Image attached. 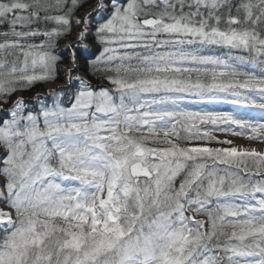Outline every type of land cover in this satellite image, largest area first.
Returning a JSON list of instances; mask_svg holds the SVG:
<instances>
[{
  "label": "snow or ice",
  "instance_id": "6c2138e0",
  "mask_svg": "<svg viewBox=\"0 0 264 264\" xmlns=\"http://www.w3.org/2000/svg\"><path fill=\"white\" fill-rule=\"evenodd\" d=\"M234 138L264 145V0H0V264H264Z\"/></svg>",
  "mask_w": 264,
  "mask_h": 264
},
{
  "label": "rangeland",
  "instance_id": "374dc122",
  "mask_svg": "<svg viewBox=\"0 0 264 264\" xmlns=\"http://www.w3.org/2000/svg\"><path fill=\"white\" fill-rule=\"evenodd\" d=\"M59 83H56L55 85H58ZM55 86L52 84H45L44 87L45 88H50L48 86ZM203 108H209V109H214V110H220V111H231L232 110V106L231 105H227V104H212V105H203ZM216 134V133H214ZM216 135H220V138L223 139V135L221 134H216ZM234 142L237 145H242L245 147H257V148H264V145H260V144H249V142L239 139V138H234ZM1 207V206H0Z\"/></svg>",
  "mask_w": 264,
  "mask_h": 264
},
{
  "label": "trees",
  "instance_id": "16d2710c",
  "mask_svg": "<svg viewBox=\"0 0 264 264\" xmlns=\"http://www.w3.org/2000/svg\"><path fill=\"white\" fill-rule=\"evenodd\" d=\"M63 54H64L65 59L70 58V50H66V51H64ZM77 56H78V58L80 59L81 64L84 65V64L86 63V61L84 60L83 55H82L80 52H78V53H77ZM59 80L62 81V82H64V76H63V72H62V71H61L60 79H59ZM93 82H94V83L96 82L94 78H93ZM62 86H65V85H64V84H63V85H58L57 87H62ZM67 87H71V86H67ZM73 90H74V89H73ZM36 91L47 92L48 89H46V88L44 87V85H40V86L36 89ZM31 94L34 95L35 92H32ZM69 94H70V93H69ZM25 95H26V98H27V97H28V94H25ZM194 107L203 108L204 106H203V105H197V106H194Z\"/></svg>",
  "mask_w": 264,
  "mask_h": 264
},
{
  "label": "bare ground",
  "instance_id": "6f19581e",
  "mask_svg": "<svg viewBox=\"0 0 264 264\" xmlns=\"http://www.w3.org/2000/svg\"><path fill=\"white\" fill-rule=\"evenodd\" d=\"M222 104V103H221ZM210 105H212V104H210ZM2 207V206H1Z\"/></svg>",
  "mask_w": 264,
  "mask_h": 264
}]
</instances>
